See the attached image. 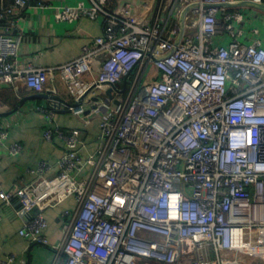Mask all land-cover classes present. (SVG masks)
Wrapping results in <instances>:
<instances>
[{
	"label": "built area",
	"instance_id": "obj_1",
	"mask_svg": "<svg viewBox=\"0 0 264 264\" xmlns=\"http://www.w3.org/2000/svg\"><path fill=\"white\" fill-rule=\"evenodd\" d=\"M92 1L0 0V85L44 94L59 74L75 105L23 110L101 117L96 152L84 155L78 130L49 127L48 140L66 141L60 169L43 162L36 180L0 191L31 215L20 234L50 247L52 264H264V12L227 6L264 0H151L140 15L129 1ZM38 8L101 19L104 34L66 64L37 65L20 48ZM8 137L0 128V144ZM71 198L52 244L44 212Z\"/></svg>",
	"mask_w": 264,
	"mask_h": 264
},
{
	"label": "crops",
	"instance_id": "obj_2",
	"mask_svg": "<svg viewBox=\"0 0 264 264\" xmlns=\"http://www.w3.org/2000/svg\"><path fill=\"white\" fill-rule=\"evenodd\" d=\"M43 1L54 5L76 6L81 2L87 6L93 4L92 0ZM128 1L135 6V13L140 15L142 3L151 0H107V5L114 8ZM21 28L24 33L21 55L46 67L66 64L73 54H82L84 46L91 41L89 35L104 34L101 19L94 20L85 16L77 21H62L56 18L52 10L42 8L26 11ZM86 79L90 80L91 77ZM33 94L29 90L19 94L10 84L0 85V128L9 132L8 139L0 144V191H14L36 180L38 173H32L31 170L38 171L43 162L50 166L49 175H54L60 169L66 141L58 135L52 141L48 140L45 134L49 127L64 131L78 130L84 143L85 156L96 152L100 146V116L92 115L90 122L86 123L80 115L69 109L60 110L52 120L47 112L37 109L26 112L23 106L47 108L51 103L46 97L28 99ZM44 95L69 105L76 103L73 92L59 74L49 77ZM16 142L23 145V152L13 155L11 145ZM18 205L19 200L15 199L12 207L5 206L0 192V262L13 255L16 260L12 264H52L54 252L50 247L33 244L20 234L30 218H22L17 214ZM76 206V200L71 198L61 206L44 212L48 222L45 233L52 244H58L62 239L61 213L67 209L74 210Z\"/></svg>",
	"mask_w": 264,
	"mask_h": 264
},
{
	"label": "water",
	"instance_id": "obj_3",
	"mask_svg": "<svg viewBox=\"0 0 264 264\" xmlns=\"http://www.w3.org/2000/svg\"><path fill=\"white\" fill-rule=\"evenodd\" d=\"M227 6L232 7V6H245V7H254L257 9H260L264 12V4H260V3H255V2H237V3H228ZM49 98V99H53L54 97L52 96H48V95H44V94H33L31 96H29L28 99L30 100H35V99H40V98ZM75 105V104H74ZM77 105V104H76ZM37 209H34L33 212H36ZM31 215H28L26 217H28L27 219L30 218Z\"/></svg>",
	"mask_w": 264,
	"mask_h": 264
}]
</instances>
